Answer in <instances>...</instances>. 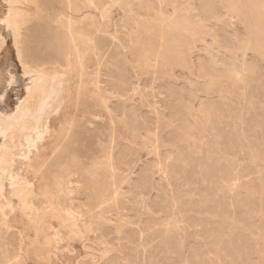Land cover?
<instances>
[{"label":"rangeland","instance_id":"rangeland-1","mask_svg":"<svg viewBox=\"0 0 264 264\" xmlns=\"http://www.w3.org/2000/svg\"><path fill=\"white\" fill-rule=\"evenodd\" d=\"M19 1L0 0L4 116L30 83ZM37 6L25 54L69 82L19 135L32 204L0 200V264H264V0Z\"/></svg>","mask_w":264,"mask_h":264},{"label":"bare ground","instance_id":"bare-ground-1","mask_svg":"<svg viewBox=\"0 0 264 264\" xmlns=\"http://www.w3.org/2000/svg\"><path fill=\"white\" fill-rule=\"evenodd\" d=\"M30 5H32L31 9L23 8L25 6L28 7ZM37 8H38L37 0H21L19 1V5L16 7V9L12 10L13 15L11 16V20L9 21L11 24L10 31L13 36V45H14L13 48L16 51L15 55L17 56V61L22 69V73L30 79V83L28 87H26L27 88L26 98L19 102L15 111L12 114H8V115L6 114V116H4L3 114H0V135L2 136V143L0 144V200L2 202L4 200L5 202L8 201L7 199L9 198H6L5 192L7 190L10 191V195L13 198L14 196L18 198V201L20 203V208H22L24 212L26 209L29 208L28 203L32 204V202H29L28 195L32 194L33 192L29 194L27 192L25 193V191L27 190L26 186L28 183L26 182V178H25L27 177L26 176L27 173L26 174L23 173L24 171H26L24 169L25 164L24 166L22 165L23 167L22 168L21 165L19 164L22 162H18V158L21 156L23 157L24 155L23 145L26 143L24 142L25 139H23L22 141L19 135L22 136L24 134V137L28 138V135L26 136V134H29L30 132L32 133V131L34 132V130H37V129L40 130L39 128L41 126L45 125L46 127L48 126L50 128L49 123H47L48 120L47 122L43 121L44 119L43 115L47 116L53 108L60 107V104H61L60 102L62 101V98H63V96L61 97V94L64 91L62 88V80L63 78H65V76L68 75L62 69L56 70L54 68H50V69L43 68L40 63L39 64L35 63L33 61V58H30L29 55L25 54L23 44H22V39H21V35H22L21 26L23 23H26L30 19L31 12H33V10ZM1 46H2V43H0V47ZM70 78L71 77H69V79ZM67 81L69 82V80ZM62 108H63V105H62ZM46 131L47 130L45 128L44 132ZM35 133L38 135L39 131L38 133L37 132ZM35 133H33L34 136L36 135ZM39 134L42 135V133H39ZM20 141L24 142V144L21 143ZM26 142H27V139H26ZM31 146H32V141H31ZM27 147L28 146H26V149ZM34 152L36 151L34 150ZM28 155H30V153ZM31 155H33V153ZM25 158L23 157V159ZM35 161H38V159H35ZM29 162L30 161L28 160V162H24V163L27 164ZM26 166L30 169L31 164H27ZM5 178H10V182L14 183V185H10V189H6L5 187V184H4ZM7 203L8 202H6V204ZM30 217L31 216H29V218Z\"/></svg>","mask_w":264,"mask_h":264}]
</instances>
